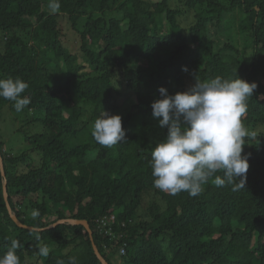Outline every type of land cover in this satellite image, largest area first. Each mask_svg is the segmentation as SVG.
Returning <instances> with one entry per match:
<instances>
[{
  "label": "trees",
  "instance_id": "obj_1",
  "mask_svg": "<svg viewBox=\"0 0 264 264\" xmlns=\"http://www.w3.org/2000/svg\"><path fill=\"white\" fill-rule=\"evenodd\" d=\"M48 3L0 0V79L26 82L31 100L16 112L0 98V256L17 240L20 264H102L93 245L108 264H264V0H59L55 12ZM216 76L258 85L242 117L245 188L210 178L197 197L162 192L149 161L166 129L151 104L161 87L174 95ZM103 110L125 131L110 148L91 136ZM12 119L24 136L16 153L5 150ZM5 182L13 214L33 229L13 221ZM63 220L86 221L93 241L81 225L52 227Z\"/></svg>",
  "mask_w": 264,
  "mask_h": 264
},
{
  "label": "clouds",
  "instance_id": "obj_2",
  "mask_svg": "<svg viewBox=\"0 0 264 264\" xmlns=\"http://www.w3.org/2000/svg\"><path fill=\"white\" fill-rule=\"evenodd\" d=\"M59 7V0H49L51 11ZM257 87L255 82L216 76L207 81L196 78L188 90L174 95L159 88V98L151 104L152 117L166 129V135L151 151L153 186L172 195L187 192L191 197L200 195L210 178L217 187L231 185L234 191L245 188L249 157L242 153L249 132L242 117ZM27 88L19 78L0 79V98L12 102L14 110L21 112L31 102L30 97H22ZM91 136L104 147L120 144L125 140L122 117L103 110L93 123ZM32 215L36 217L39 212L34 210ZM110 216L103 219L116 222L115 215ZM19 246V241L12 240L0 256V264H20L16 254ZM38 255L47 257L48 247H39ZM57 264L65 261L58 260ZM68 264H76V258H70Z\"/></svg>",
  "mask_w": 264,
  "mask_h": 264
},
{
  "label": "rangeland",
  "instance_id": "obj_3",
  "mask_svg": "<svg viewBox=\"0 0 264 264\" xmlns=\"http://www.w3.org/2000/svg\"><path fill=\"white\" fill-rule=\"evenodd\" d=\"M173 2L178 3V0H173ZM191 21V17L189 19ZM189 21V22H190ZM185 25V24H184ZM67 28V29H66ZM66 28L64 27L63 32L67 33V39L65 40V44L67 47L70 48L71 52H74L75 54H79V40L77 39V36L74 35L70 30L69 27L66 26ZM83 63L85 64L84 60ZM88 67V65H87ZM120 102L123 106V112H127L129 111V109H131L132 104L131 102L128 100L127 97H121ZM117 115V114H115ZM6 123V122H5ZM15 121L12 119L11 121H8V123H6V125H4V129H5V136H7V143H6V149L7 151H12L14 153H16L18 150L24 151L25 148L23 146V142H24V136L21 135L18 137V135L15 133V130L18 129V125L17 123H15ZM14 125V126H11ZM25 133L27 132V129L25 130ZM18 139V140H16ZM27 151L29 152V148L27 149ZM38 164V163H37ZM109 258H112L111 256Z\"/></svg>",
  "mask_w": 264,
  "mask_h": 264
},
{
  "label": "water",
  "instance_id": "obj_4",
  "mask_svg": "<svg viewBox=\"0 0 264 264\" xmlns=\"http://www.w3.org/2000/svg\"><path fill=\"white\" fill-rule=\"evenodd\" d=\"M0 165H1V171H3V169H2V160H1ZM2 176L5 178V174H4L3 172H2ZM3 194H4V198H5V202H6V205H7L8 211H9V213H10V215H11L13 221L15 222V224H17L20 228H24V229H33V228H30V227H27V226L22 225V224L18 221L17 217L13 214V212H12V210H11V208H10V205H9V203H8V198H7L8 193H7V189H6V182H5L4 185H3ZM65 222H67V223H69V224H73V225H81V226H83V227L85 228L86 232L88 233V235H89L91 241H93V238H92L93 233H92V231H91V229H90V227H89V224H88L86 221L63 220V221H59L57 224H54L52 227H55V226H57L58 224H60V223H65ZM52 227H50V228H52ZM34 230H38V229H34ZM93 250H94L96 256L98 257V259L100 260V262H101L102 264H108V263L104 260V258L101 256V254L99 253V251L97 250V247L94 246V245H93Z\"/></svg>",
  "mask_w": 264,
  "mask_h": 264
},
{
  "label": "built area",
  "instance_id": "obj_5",
  "mask_svg": "<svg viewBox=\"0 0 264 264\" xmlns=\"http://www.w3.org/2000/svg\"><path fill=\"white\" fill-rule=\"evenodd\" d=\"M113 223L107 219H102L100 222V228L105 231V228L111 226ZM110 231V230H109ZM109 231H106V233L109 235ZM105 233V232H104ZM122 254L125 253L124 249L121 251Z\"/></svg>",
  "mask_w": 264,
  "mask_h": 264
}]
</instances>
